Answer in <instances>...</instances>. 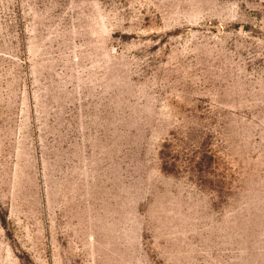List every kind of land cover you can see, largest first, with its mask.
I'll list each match as a JSON object with an SVG mask.
<instances>
[{"label":"rangeland","instance_id":"obj_1","mask_svg":"<svg viewBox=\"0 0 264 264\" xmlns=\"http://www.w3.org/2000/svg\"><path fill=\"white\" fill-rule=\"evenodd\" d=\"M0 264H264V0H0Z\"/></svg>","mask_w":264,"mask_h":264}]
</instances>
